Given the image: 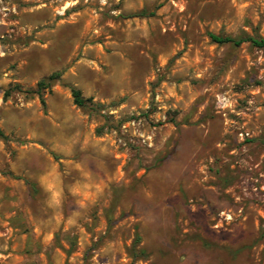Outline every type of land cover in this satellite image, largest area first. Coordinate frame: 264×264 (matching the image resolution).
<instances>
[{
	"label": "rangeland",
	"instance_id": "1",
	"mask_svg": "<svg viewBox=\"0 0 264 264\" xmlns=\"http://www.w3.org/2000/svg\"><path fill=\"white\" fill-rule=\"evenodd\" d=\"M209 33L264 0H0V264H264V48Z\"/></svg>",
	"mask_w": 264,
	"mask_h": 264
},
{
	"label": "trees",
	"instance_id": "2",
	"mask_svg": "<svg viewBox=\"0 0 264 264\" xmlns=\"http://www.w3.org/2000/svg\"><path fill=\"white\" fill-rule=\"evenodd\" d=\"M136 16L146 17L147 12L142 11L136 14ZM209 37L212 40V42L217 43V44H233L235 46H241L245 42H250L259 48H264V39H260V38L246 37V38L236 39L231 36L214 34V33H209ZM60 77H61V73L57 72V73L52 74L49 78L43 79L38 83L37 89L34 92L40 96L41 101L44 105L46 104V101L43 97V92L47 89H50L52 86V83L56 80H59ZM72 94L74 97V102L77 106L79 107L86 106L89 100L84 99L79 90L73 89ZM0 137H4V133L1 129H0Z\"/></svg>",
	"mask_w": 264,
	"mask_h": 264
},
{
	"label": "built area",
	"instance_id": "3",
	"mask_svg": "<svg viewBox=\"0 0 264 264\" xmlns=\"http://www.w3.org/2000/svg\"><path fill=\"white\" fill-rule=\"evenodd\" d=\"M220 102H221V101H220ZM255 190H257V188H255ZM232 218H233V217H232L231 214H226V213H224L223 219H225L226 221H229V220H231ZM223 219H221L220 221L222 222Z\"/></svg>",
	"mask_w": 264,
	"mask_h": 264
}]
</instances>
